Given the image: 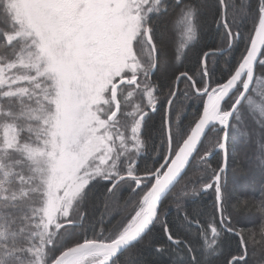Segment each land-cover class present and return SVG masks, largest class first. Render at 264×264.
I'll use <instances>...</instances> for the list:
<instances>
[{
	"label": "snow or ice",
	"instance_id": "obj_1",
	"mask_svg": "<svg viewBox=\"0 0 264 264\" xmlns=\"http://www.w3.org/2000/svg\"><path fill=\"white\" fill-rule=\"evenodd\" d=\"M261 57L264 0H0V264H214L229 238L223 264H249L255 233L237 225L264 235ZM248 120L258 137L241 142ZM250 147L259 179L240 169L248 186L229 188Z\"/></svg>",
	"mask_w": 264,
	"mask_h": 264
},
{
	"label": "trees",
	"instance_id": "obj_2",
	"mask_svg": "<svg viewBox=\"0 0 264 264\" xmlns=\"http://www.w3.org/2000/svg\"><path fill=\"white\" fill-rule=\"evenodd\" d=\"M231 2V0H229ZM254 3L255 0H252ZM206 36L204 40H202V44L204 42H207L209 44H212L213 40H219V35L215 32V25L212 26V29H205ZM243 42H241L242 46ZM198 47L192 49L188 53V60H185V64L190 63L191 61L195 60L196 58V53L198 51ZM238 51L235 53V55H238ZM227 58V53L223 56H219L217 59L216 63V73L215 75L219 77L222 73V69L225 67V59ZM261 59H264V57H261ZM210 66H211V61H210ZM184 66L181 65L178 69V71H183ZM181 89L185 87V85L182 83L180 85ZM187 111L191 114L195 110L193 108H188ZM159 112L156 113L154 119L158 122L159 121ZM249 132H253L256 134L258 137L259 133V124L258 122L253 124L252 120H248L246 123H242L240 126L239 130V140L243 142L245 138L247 137V134ZM236 150L237 152L241 151V143H237L236 145ZM147 163H151V160L146 161ZM141 167L144 166L145 161L141 160ZM213 165L215 164V158H213L212 161ZM240 169H244L245 171L249 169H257L255 173V178L258 180L259 179V171L257 168V161H256V155L254 152L253 148H248L247 152L245 154H242L239 161H238V166L237 164H232L226 173V183L229 188H246L248 186V180L241 175ZM193 170H189L188 173L185 175H191ZM181 183H183V178L181 180ZM179 187V185H178ZM125 196L128 195V193L124 194ZM211 193L207 194L200 200H198L196 203H190L189 204V209H195L197 207H203L207 204H210L211 200ZM167 203V201H166ZM116 207L114 205H109V207L106 210V215L114 213L116 211ZM119 217H117L118 219ZM175 218V211L173 210L172 214L170 215L169 219L173 220ZM238 228H243L246 233H252L254 232L255 234L251 236V239H249L248 242V259H249V264H264V235H262L259 231L257 223L249 216H242L240 218V223L237 225ZM152 236L155 239H160V233L159 232H154L152 233ZM148 240V237H145V240L141 242V245L138 247H142L144 243H146ZM236 247V240L233 238H229L225 240L224 245H223V252L221 255H219L216 260L214 261V264H223V262L226 259H229L232 255H237L235 251ZM145 255L146 258L150 261H157L158 264H165L166 261V256L161 255L159 257L151 255L147 250H145Z\"/></svg>",
	"mask_w": 264,
	"mask_h": 264
}]
</instances>
